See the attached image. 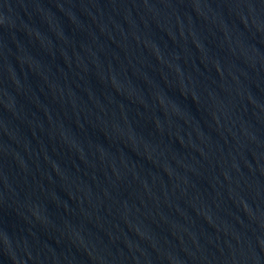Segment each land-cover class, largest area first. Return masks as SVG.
I'll return each instance as SVG.
<instances>
[{"label": "water", "instance_id": "obj_1", "mask_svg": "<svg viewBox=\"0 0 264 264\" xmlns=\"http://www.w3.org/2000/svg\"><path fill=\"white\" fill-rule=\"evenodd\" d=\"M0 264H264V0H0Z\"/></svg>", "mask_w": 264, "mask_h": 264}]
</instances>
